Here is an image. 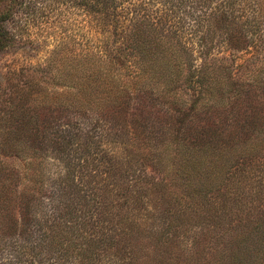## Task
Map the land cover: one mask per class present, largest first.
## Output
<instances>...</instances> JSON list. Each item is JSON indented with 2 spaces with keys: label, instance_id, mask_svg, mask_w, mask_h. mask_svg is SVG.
<instances>
[{
  "label": "trees",
  "instance_id": "16d2710c",
  "mask_svg": "<svg viewBox=\"0 0 264 264\" xmlns=\"http://www.w3.org/2000/svg\"><path fill=\"white\" fill-rule=\"evenodd\" d=\"M200 1L57 0L84 13L88 37L79 52H51L50 89L39 80L0 101V264H101L134 250L151 259L150 245L168 234L141 248L115 228L117 211H130L134 198L142 209L150 192L140 187L135 137L190 196L219 190L229 162L264 157V60L258 74L233 76L225 58L209 59L216 46L238 52L256 40L264 49V4L208 0L209 10ZM37 2L0 0V54L32 19L15 18L17 9L32 15ZM185 29L191 48L179 39ZM259 172L258 202L264 161ZM259 213L233 229L231 246L217 242L208 264H264ZM177 220L169 217L167 229Z\"/></svg>",
  "mask_w": 264,
  "mask_h": 264
},
{
  "label": "rangeland",
  "instance_id": "374dc122",
  "mask_svg": "<svg viewBox=\"0 0 264 264\" xmlns=\"http://www.w3.org/2000/svg\"><path fill=\"white\" fill-rule=\"evenodd\" d=\"M26 1L22 0V4ZM32 1H38L37 12L28 15L21 6L14 16L23 22H27L32 17L30 22L28 21V28H25L24 33L19 34L13 48L0 54L2 105L4 99L12 92L9 91L11 88L22 89L26 85L27 88H34L40 80L43 88L50 89L51 75L46 62L52 57L51 52L57 46H62L64 52H69L72 48H76L79 52L78 49L81 48V44H85L88 37L84 13L75 6L71 7L70 3H59L60 1L57 3V0ZM190 1L195 4L197 0ZM220 1L222 0H212L213 4ZM240 1L246 5L249 2L264 4V0ZM191 2L182 7L183 10L188 11L189 8L194 7ZM213 4H209L208 0H201L197 5L208 6L207 9L210 10ZM244 18L252 17L246 14ZM243 26L249 28L244 23ZM187 28L190 30L189 27ZM188 32L190 31L185 29L179 39L182 44L191 48L192 42L196 40L187 34ZM193 47H196V44H193ZM261 47L262 45L256 40L238 52L231 47L216 46L210 51L209 59L225 58L228 71L233 76L255 75L260 69L258 62L264 60V49ZM200 62L201 60L198 59L197 64ZM256 89L252 88L251 93L253 94ZM19 94L22 95V92L19 91ZM184 98L188 96L184 95ZM141 139L143 138L139 136L132 139L133 143L130 144L140 148L139 151L134 150L132 156H136L137 163H140L138 166L135 165L137 170L143 172L140 187H148L150 192L143 199L145 204L142 209L135 207L134 198L130 202V211L126 209L122 213L117 211L114 217L115 228L119 235L130 234V238L141 248L146 246L147 239L155 241V237L161 233L168 234L166 235L168 239L157 246L150 245L147 251L151 259H148L146 254L145 257L143 254L134 255L136 251L134 250L131 254L125 253L124 256H120L122 255L120 253V257L116 258L117 261L104 260L101 264H160L161 260L164 263L167 261L166 264H208L217 242L231 246L233 229H236L235 232L240 231V226L247 225L246 222L254 223L261 214L259 210L264 211V201L258 202V175L262 174V172L258 173V164L264 161V157L259 159L258 153L241 158L238 163L229 162L228 174L222 183H219V190L190 196L186 195L182 184L177 182L173 171H162L156 167L155 161L151 162L152 149L148 145H141ZM243 170L247 177L241 176ZM101 174L105 176L103 172ZM239 183H242L241 189ZM138 185L134 184L130 188L129 198L135 196L134 189ZM174 215L178 216L176 225L171 230L167 229L168 218ZM137 228L147 233H140ZM92 239L98 241L97 236ZM155 255L160 261H153Z\"/></svg>",
  "mask_w": 264,
  "mask_h": 264
}]
</instances>
